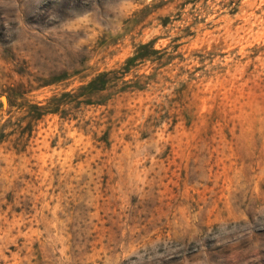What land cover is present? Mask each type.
<instances>
[{
    "label": "rangeland",
    "instance_id": "374dc122",
    "mask_svg": "<svg viewBox=\"0 0 264 264\" xmlns=\"http://www.w3.org/2000/svg\"><path fill=\"white\" fill-rule=\"evenodd\" d=\"M0 264H264V0H0Z\"/></svg>",
    "mask_w": 264,
    "mask_h": 264
},
{
    "label": "trees",
    "instance_id": "16d2710c",
    "mask_svg": "<svg viewBox=\"0 0 264 264\" xmlns=\"http://www.w3.org/2000/svg\"><path fill=\"white\" fill-rule=\"evenodd\" d=\"M148 50V51H147ZM157 53L156 49H153L152 42L142 43L134 50L133 54L127 57L124 62L121 64L119 70L116 69H109L100 71L95 74L90 80L86 81L85 83L80 84L75 89V96L81 97L80 102L84 104H104L110 94L99 97L98 95L102 91L115 89L114 91H124V87L115 88V78H113L114 73H118V76L123 78L126 75L131 65L136 60H142L145 58H150L151 54ZM139 89L140 87H134ZM64 94L70 95V92H65ZM74 96V97H75ZM94 96H98L96 99H93ZM9 99V97L7 96ZM56 101L54 96H51L46 104H38V103H30L26 105L27 112L31 115L32 120L39 119L43 114L48 112H56L58 111L57 106L53 104Z\"/></svg>",
    "mask_w": 264,
    "mask_h": 264
},
{
    "label": "water",
    "instance_id": "95a60500",
    "mask_svg": "<svg viewBox=\"0 0 264 264\" xmlns=\"http://www.w3.org/2000/svg\"><path fill=\"white\" fill-rule=\"evenodd\" d=\"M1 97H2V99H3V100H2V103H3V105L5 106V105L7 104V102H8V101H7V98H6V96H4V95L1 96Z\"/></svg>",
    "mask_w": 264,
    "mask_h": 264
}]
</instances>
